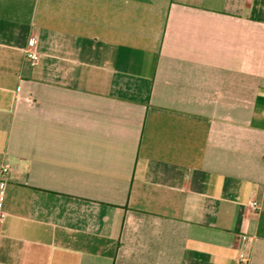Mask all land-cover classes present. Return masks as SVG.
Returning <instances> with one entry per match:
<instances>
[{
  "label": "crops",
  "instance_id": "0c3cea01",
  "mask_svg": "<svg viewBox=\"0 0 264 264\" xmlns=\"http://www.w3.org/2000/svg\"><path fill=\"white\" fill-rule=\"evenodd\" d=\"M0 182V264H264V0H0Z\"/></svg>",
  "mask_w": 264,
  "mask_h": 264
},
{
  "label": "built area",
  "instance_id": "2783aa9c",
  "mask_svg": "<svg viewBox=\"0 0 264 264\" xmlns=\"http://www.w3.org/2000/svg\"><path fill=\"white\" fill-rule=\"evenodd\" d=\"M28 45H29L30 49L27 51V58L32 63H36L37 60H38V54H37V52L35 50L36 45H37V39L33 38V37L30 38L28 40ZM7 171H8V167L4 166L2 168V172L6 173ZM3 186H4V182H0V189H2ZM0 201H1V198H0ZM249 208H250L251 212L257 213L260 210V205H259V203L256 200H251L249 202ZM0 221H1V213H0ZM241 239H242L243 242L249 241V237L248 236H242Z\"/></svg>",
  "mask_w": 264,
  "mask_h": 264
}]
</instances>
